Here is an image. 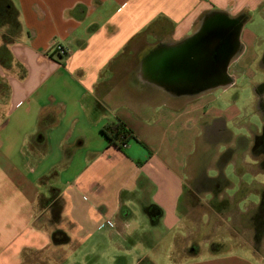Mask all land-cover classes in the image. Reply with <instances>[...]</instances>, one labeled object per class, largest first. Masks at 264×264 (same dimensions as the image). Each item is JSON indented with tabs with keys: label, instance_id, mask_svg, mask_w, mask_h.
<instances>
[{
	"label": "crops",
	"instance_id": "obj_1",
	"mask_svg": "<svg viewBox=\"0 0 264 264\" xmlns=\"http://www.w3.org/2000/svg\"><path fill=\"white\" fill-rule=\"evenodd\" d=\"M7 1L16 18L0 14V264H85L74 255L94 237L150 264L138 217L177 226L186 161L204 134L225 136V159L262 156L264 80L251 83L262 128L239 96L223 107L211 93L257 70L264 78V36L248 26L264 22V0ZM117 120L137 142L109 143L102 129ZM57 166L71 174L61 186ZM222 257L202 264H255Z\"/></svg>",
	"mask_w": 264,
	"mask_h": 264
},
{
	"label": "rangeland",
	"instance_id": "obj_2",
	"mask_svg": "<svg viewBox=\"0 0 264 264\" xmlns=\"http://www.w3.org/2000/svg\"><path fill=\"white\" fill-rule=\"evenodd\" d=\"M254 22L248 25L249 28L262 32L264 36V22H261L260 16ZM3 41L0 30V43ZM4 47H0V55L4 54ZM257 50L261 56L264 54V38ZM254 69H258L257 64ZM257 71V77L253 80L241 78L236 88L218 89L211 95L216 99L213 104L223 107L230 101H236L239 96L240 100L236 103L247 110V119L251 118L262 128L255 106L251 104L254 96L251 83L264 80L262 73ZM6 86L0 79V106H4L9 99ZM152 98L154 96L138 93L135 96L137 101ZM229 126L236 137L249 135L236 123ZM202 138L197 150L186 161L185 189L179 203L177 226L173 230H165L151 225L146 217L138 215L140 220L137 225L140 226L143 242L147 238L154 244L146 256L150 264H181L188 261L202 264L222 256L246 258L257 264L264 260V174L257 172L256 167L264 164V153L258 158L244 159L238 151L233 158L225 159L224 154L229 148L225 136L204 134ZM132 147L139 148L135 143H132ZM77 164L78 160L72 171ZM70 177L64 166H57L51 183L61 186L59 179L66 182ZM98 243L101 245L98 246ZM112 254L108 240L94 237L74 256L84 258L85 264H136L132 256L125 260Z\"/></svg>",
	"mask_w": 264,
	"mask_h": 264
},
{
	"label": "trees",
	"instance_id": "obj_3",
	"mask_svg": "<svg viewBox=\"0 0 264 264\" xmlns=\"http://www.w3.org/2000/svg\"><path fill=\"white\" fill-rule=\"evenodd\" d=\"M12 11L14 12L13 8L11 7V4L7 0H0L1 16L3 15L5 17L6 13L8 14L6 15L8 18H12V16L16 18V15L12 14ZM102 133L105 135L111 145H116L119 147H125L130 141L133 140L136 142L138 141L133 136V134L129 130H127L125 124H123L119 120L115 121L110 125L105 126L102 129Z\"/></svg>",
	"mask_w": 264,
	"mask_h": 264
},
{
	"label": "built area",
	"instance_id": "obj_4",
	"mask_svg": "<svg viewBox=\"0 0 264 264\" xmlns=\"http://www.w3.org/2000/svg\"><path fill=\"white\" fill-rule=\"evenodd\" d=\"M54 49H55V52H57L60 56H65V55L67 54L66 49L63 48L62 46H58V45H56V46L54 47Z\"/></svg>",
	"mask_w": 264,
	"mask_h": 264
},
{
	"label": "flooded vegetation",
	"instance_id": "obj_5",
	"mask_svg": "<svg viewBox=\"0 0 264 264\" xmlns=\"http://www.w3.org/2000/svg\"><path fill=\"white\" fill-rule=\"evenodd\" d=\"M220 137H221V136H220ZM259 146H260V147L258 148L259 153L263 155V153H264V139H263V138H261V139L259 140Z\"/></svg>",
	"mask_w": 264,
	"mask_h": 264
},
{
	"label": "water",
	"instance_id": "obj_6",
	"mask_svg": "<svg viewBox=\"0 0 264 264\" xmlns=\"http://www.w3.org/2000/svg\"><path fill=\"white\" fill-rule=\"evenodd\" d=\"M218 48V47H217Z\"/></svg>",
	"mask_w": 264,
	"mask_h": 264
}]
</instances>
